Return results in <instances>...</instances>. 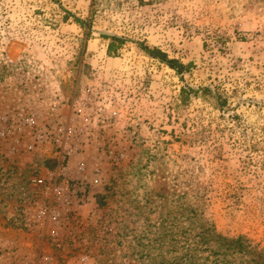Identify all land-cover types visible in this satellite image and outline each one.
Listing matches in <instances>:
<instances>
[{"label":"rangeland","instance_id":"rangeland-1","mask_svg":"<svg viewBox=\"0 0 264 264\" xmlns=\"http://www.w3.org/2000/svg\"><path fill=\"white\" fill-rule=\"evenodd\" d=\"M197 222L264 264V0H0V264H168Z\"/></svg>","mask_w":264,"mask_h":264},{"label":"trees","instance_id":"trees-1","mask_svg":"<svg viewBox=\"0 0 264 264\" xmlns=\"http://www.w3.org/2000/svg\"><path fill=\"white\" fill-rule=\"evenodd\" d=\"M108 37L110 41L106 50L109 54L116 55L118 46L123 43V38L116 35ZM145 51L148 55L166 62L172 68L179 70L180 67H183L177 60L168 59L158 49L145 47ZM191 214L190 219H197V214L194 212ZM180 232L182 237L181 251L177 255L172 254L167 259L168 264H249V261L254 262L255 260L246 258L248 250L242 236L229 238L217 233L211 225L205 226L200 222L193 226L188 225ZM205 251H208V254L204 255Z\"/></svg>","mask_w":264,"mask_h":264}]
</instances>
